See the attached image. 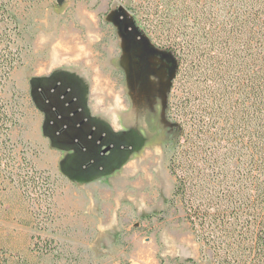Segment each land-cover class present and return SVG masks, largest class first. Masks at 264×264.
I'll return each mask as SVG.
<instances>
[{
  "label": "rangeland",
  "instance_id": "374dc122",
  "mask_svg": "<svg viewBox=\"0 0 264 264\" xmlns=\"http://www.w3.org/2000/svg\"><path fill=\"white\" fill-rule=\"evenodd\" d=\"M126 2L17 0L26 49L12 73L18 123L10 133L15 168L0 173V264H217L181 204L168 203L165 101L174 62L139 35ZM75 38L85 74L108 85L109 108L123 112L124 131L106 129L100 144L72 131L68 97L53 88L58 75H46L83 68L75 53L53 62L60 39ZM78 143L83 150L73 153Z\"/></svg>",
  "mask_w": 264,
  "mask_h": 264
},
{
  "label": "trees",
  "instance_id": "16d2710c",
  "mask_svg": "<svg viewBox=\"0 0 264 264\" xmlns=\"http://www.w3.org/2000/svg\"><path fill=\"white\" fill-rule=\"evenodd\" d=\"M140 36L174 62L164 145L196 240L217 264H264V0H126ZM17 0H0V173L15 168ZM143 41V40H142Z\"/></svg>",
  "mask_w": 264,
  "mask_h": 264
},
{
  "label": "crops",
  "instance_id": "0c3cea01",
  "mask_svg": "<svg viewBox=\"0 0 264 264\" xmlns=\"http://www.w3.org/2000/svg\"><path fill=\"white\" fill-rule=\"evenodd\" d=\"M68 42L69 41L66 42L64 39H60L56 44L55 52L60 56L53 58V62L57 63L60 61L61 53L69 55L75 53L73 58L76 59L77 65H83V68H56L46 75H48L47 77L51 76V74L58 75V78L53 81V88L54 90H57V88L59 89L60 99L68 97V101L65 105L71 107L70 117L75 119L72 131L85 136V141H89L93 145H95V143L100 144L103 141L106 129L117 134L124 131L125 124L122 116L123 112L121 113L119 111L120 107L118 109V103L115 104L113 102L111 108H109V86H102L97 80V77H94L95 80H93L91 76H88L90 75L89 73L88 75L85 74L84 61H82L80 56L83 53V47L79 44L78 38L72 39L69 43ZM121 88L123 93H125V87L122 86ZM45 101L48 102L47 99ZM47 127L48 126L44 125L43 131L41 129L44 136L49 135V132H46L49 130ZM61 132L62 131H57L56 133L60 134ZM78 144L79 146H74L72 149L73 153L75 152L78 154L83 150L82 144ZM103 147L104 146L101 148ZM85 149L87 150V148ZM100 154H102L101 151ZM97 179H99V177Z\"/></svg>",
  "mask_w": 264,
  "mask_h": 264
},
{
  "label": "water",
  "instance_id": "95a60500",
  "mask_svg": "<svg viewBox=\"0 0 264 264\" xmlns=\"http://www.w3.org/2000/svg\"><path fill=\"white\" fill-rule=\"evenodd\" d=\"M107 150H108V148H105V149L103 150V152H104V151H107Z\"/></svg>",
  "mask_w": 264,
  "mask_h": 264
}]
</instances>
